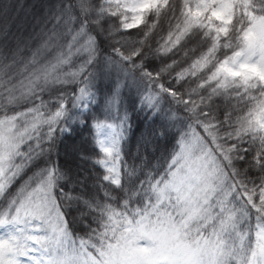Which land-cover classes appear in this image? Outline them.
Listing matches in <instances>:
<instances>
[{
    "label": "snow or ice",
    "instance_id": "1",
    "mask_svg": "<svg viewBox=\"0 0 264 264\" xmlns=\"http://www.w3.org/2000/svg\"><path fill=\"white\" fill-rule=\"evenodd\" d=\"M0 264H264V0H0Z\"/></svg>",
    "mask_w": 264,
    "mask_h": 264
},
{
    "label": "trees",
    "instance_id": "2",
    "mask_svg": "<svg viewBox=\"0 0 264 264\" xmlns=\"http://www.w3.org/2000/svg\"><path fill=\"white\" fill-rule=\"evenodd\" d=\"M13 2L15 3V0H13ZM19 2L23 3L25 5V9H27L28 6L33 2V0H19ZM20 15L23 16L24 13L21 12ZM142 131L147 132L148 128H147V123L143 122V116H140L139 119L134 120V124H133V132L135 133V135L132 136V139L129 144V151H131L132 153H135L136 151L137 141ZM79 140H80V136L78 133L74 134L73 137L67 138L64 144L61 146V151L62 152L67 151L71 153L73 145L79 143ZM141 151H143V149H141Z\"/></svg>",
    "mask_w": 264,
    "mask_h": 264
}]
</instances>
